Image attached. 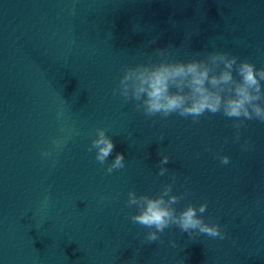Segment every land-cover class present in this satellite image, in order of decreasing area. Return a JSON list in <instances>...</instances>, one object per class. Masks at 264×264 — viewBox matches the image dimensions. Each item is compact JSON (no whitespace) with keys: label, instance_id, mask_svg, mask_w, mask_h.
I'll list each match as a JSON object with an SVG mask.
<instances>
[{"label":"clouds","instance_id":"clouds-1","mask_svg":"<svg viewBox=\"0 0 264 264\" xmlns=\"http://www.w3.org/2000/svg\"><path fill=\"white\" fill-rule=\"evenodd\" d=\"M154 53L157 59L149 56L146 62L123 69L113 95L119 94L125 102L135 101L136 110L146 117L159 114L167 118L177 114L198 122L205 113H220L233 120L232 127L237 130V139L245 121L264 123V68H257L248 60H239L226 51H209L202 58L188 60L174 59L163 48H157ZM52 143L57 149H62L64 141L53 139ZM114 148L106 129H94L88 151L95 150V160L107 165V174L125 167L123 153H117L108 163ZM41 155L48 158L52 152L45 150ZM219 159L222 164L230 163L227 155ZM169 160V156L161 154L158 175L163 176L168 172L163 165L168 164ZM172 182L175 183L174 175ZM186 194H173L172 183L165 184L157 196L138 195L134 190L128 192L127 205L137 210L130 219L134 224L149 229L145 237L148 243L159 240V234L173 225L190 237L199 233L224 239L219 224L206 223L202 215H198L206 212L207 202L198 207L188 204L177 212L174 205ZM106 199L108 197L101 196L100 202ZM172 243L175 246V242Z\"/></svg>","mask_w":264,"mask_h":264}]
</instances>
